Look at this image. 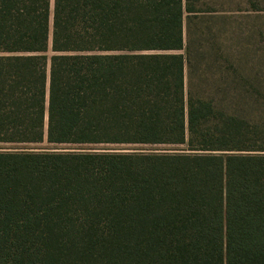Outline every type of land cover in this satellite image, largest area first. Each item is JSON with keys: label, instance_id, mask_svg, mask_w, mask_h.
Masks as SVG:
<instances>
[{"label": "trees", "instance_id": "obj_1", "mask_svg": "<svg viewBox=\"0 0 264 264\" xmlns=\"http://www.w3.org/2000/svg\"><path fill=\"white\" fill-rule=\"evenodd\" d=\"M197 10L0 0V264H264V127L205 92Z\"/></svg>", "mask_w": 264, "mask_h": 264}, {"label": "rangeland", "instance_id": "obj_2", "mask_svg": "<svg viewBox=\"0 0 264 264\" xmlns=\"http://www.w3.org/2000/svg\"><path fill=\"white\" fill-rule=\"evenodd\" d=\"M193 3L198 9L194 13L199 17L188 23L192 46L202 49L201 43L205 42V50L212 48L216 58L211 63L209 60L198 62L201 73L214 81L211 91H204L220 100L218 107L264 127V0H193ZM184 30H187L186 23ZM201 33L204 36L209 33L212 39H199ZM233 68H238L241 75L235 74ZM225 84L228 88L215 89L212 94L214 86L221 88ZM107 145L162 147L159 144Z\"/></svg>", "mask_w": 264, "mask_h": 264}]
</instances>
